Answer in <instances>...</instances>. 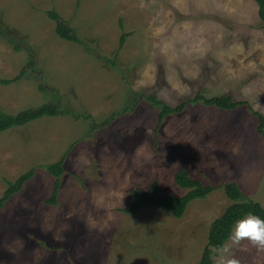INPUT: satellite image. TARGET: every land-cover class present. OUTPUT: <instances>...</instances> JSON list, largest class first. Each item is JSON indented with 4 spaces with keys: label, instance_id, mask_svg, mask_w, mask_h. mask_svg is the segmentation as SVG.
Returning <instances> with one entry per match:
<instances>
[{
    "label": "rangeland",
    "instance_id": "obj_1",
    "mask_svg": "<svg viewBox=\"0 0 264 264\" xmlns=\"http://www.w3.org/2000/svg\"><path fill=\"white\" fill-rule=\"evenodd\" d=\"M53 10L85 46L57 36ZM0 24L36 55L20 80L4 85L29 58L0 37V109L56 102L78 116L0 133V197L8 181L35 168L0 208V264L197 263L211 222L230 204L223 188L193 200L181 218L159 207L123 211L130 190L153 181L183 195L179 169L205 185L235 181L264 208V135L254 114L264 115V29L253 0H0ZM165 39L189 50L167 78L156 47ZM149 64L156 84L133 91ZM197 94L246 104L223 110L188 101ZM150 95L188 103L157 128ZM65 152L57 202L47 204L54 178L46 165ZM233 254L241 264H264V250L247 241Z\"/></svg>",
    "mask_w": 264,
    "mask_h": 264
},
{
    "label": "trees",
    "instance_id": "obj_2",
    "mask_svg": "<svg viewBox=\"0 0 264 264\" xmlns=\"http://www.w3.org/2000/svg\"><path fill=\"white\" fill-rule=\"evenodd\" d=\"M253 1L257 4L258 17L261 22V26L264 29V0ZM47 14L50 19L56 23L55 33L58 37L65 41L77 43L83 46L86 45V43L79 38L72 28L66 26L65 23L60 20L59 14L55 10L47 12ZM0 37H2L7 42L10 41L15 51L24 50L29 58L26 67L22 69L17 76H15L10 81L4 80L1 82L2 84L6 85L10 82L20 80L23 74L26 72L28 66H32V59H35L36 55L28 46V41L26 39L22 38L20 35L9 32L7 29L2 27L1 24ZM124 38L125 37L122 36L121 42H124ZM39 87L41 91H46V88L42 85ZM145 99L158 108L157 128L160 127L166 116L183 112L188 101H201L205 106H211L223 110H233L238 106L246 104L244 101L231 99L229 95H220L206 98L200 94H197L195 97H192L190 100L182 102L177 106H169L165 102L157 100L154 95L147 96ZM58 104L53 102L44 103L36 107L30 106L16 112L15 114H8L0 109V133L13 127L23 126L28 122L42 117L69 115L78 118V116H76L77 114L75 115L73 110L57 106ZM254 114L258 118L257 131L259 134L264 135V115L257 111H254ZM66 154L67 152H65L62 158L57 162L46 165L47 171L54 178L51 197L45 200L47 204H55L57 202L61 186V179L65 172L64 161ZM34 174L35 168L31 167L14 181H8L7 188L2 194V197H0V208L12 195L19 192L24 184L30 180ZM174 182L179 189L186 190L183 195L179 196L163 193L160 190L158 181H153L146 190L132 188L130 190L129 206L123 211L126 213H132L145 207H159L169 212L173 217L181 218L184 215L188 205L193 200L203 199L214 190L220 187L223 188L226 196L230 200V204L225 208L220 216L216 217L211 222L207 235V243L202 251L199 261L195 264H213V260L211 259L212 253L210 251L211 246L222 243L227 238L229 231L231 230L235 221L242 218L246 213L252 212L264 219V208L262 205L255 200L247 198L235 181H230L217 186L205 185L201 181L193 178L185 169H179L174 175Z\"/></svg>",
    "mask_w": 264,
    "mask_h": 264
},
{
    "label": "clouds",
    "instance_id": "obj_3",
    "mask_svg": "<svg viewBox=\"0 0 264 264\" xmlns=\"http://www.w3.org/2000/svg\"><path fill=\"white\" fill-rule=\"evenodd\" d=\"M140 6L144 7L143 2ZM224 10L229 11L227 5H224ZM156 34L163 36L164 29L157 28ZM156 47L159 48V53L165 63L166 78L169 66L178 62L181 56L187 55L189 51L185 48L177 50L176 43L171 39L162 40ZM146 67L153 74L149 75L148 70L141 72L139 78L132 85L133 91L153 87L156 84V66L149 64ZM244 241H247L254 248L264 250V219L252 212L246 213L242 218L235 221L227 238L222 243L211 246L213 264H241L240 260L233 254V250Z\"/></svg>",
    "mask_w": 264,
    "mask_h": 264
}]
</instances>
